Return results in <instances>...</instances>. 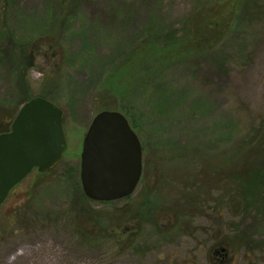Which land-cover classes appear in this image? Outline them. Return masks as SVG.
Returning a JSON list of instances; mask_svg holds the SVG:
<instances>
[{"label": "rangeland", "instance_id": "1", "mask_svg": "<svg viewBox=\"0 0 264 264\" xmlns=\"http://www.w3.org/2000/svg\"><path fill=\"white\" fill-rule=\"evenodd\" d=\"M205 1L0 0V120L5 124L0 133L10 131L12 114L23 102L9 103L16 99L14 76L22 75L31 98L49 95L45 99L63 111L68 143L57 169L41 176L35 171L0 208V264H78L85 254L77 237L85 214L101 213L102 220L113 212L124 217L155 189L161 193L159 214L168 212V217L154 214L158 227L145 226L136 249L124 255L117 254L115 244H101L105 264H264V247L235 253L228 246L235 233L226 225L239 219L201 215L183 230L174 229L176 217L170 214L185 186L200 182L195 175L201 163L190 159L191 149L216 154V169L234 142L228 144L229 139L239 142L264 122V14L257 23L240 21L236 14L218 40L207 34L189 51L183 43L155 36L177 31L182 37L183 23ZM256 1L264 6V0ZM114 96L123 109L108 111L128 115L140 129L142 180L129 201L108 205L89 199L79 205L88 212L73 219L68 169L74 168L81 184L83 140ZM200 207L209 212L208 205ZM254 221L243 219L240 229L264 243V219L252 233L248 226ZM120 223L109 231L122 240L136 227ZM223 249L224 256L216 254Z\"/></svg>", "mask_w": 264, "mask_h": 264}, {"label": "trees", "instance_id": "2", "mask_svg": "<svg viewBox=\"0 0 264 264\" xmlns=\"http://www.w3.org/2000/svg\"><path fill=\"white\" fill-rule=\"evenodd\" d=\"M250 2L252 0H243L242 2H239V0H207L200 3L198 8L194 9L195 15L190 16L183 23L185 33L182 37L177 38V31L156 34L155 36L163 37L169 42L183 43L186 51H189V47L191 46H200V40L207 34L210 35L212 42L216 39L218 40L220 33L225 31L234 22L236 14L239 15L240 21L247 20V23H257L258 16H263L264 14V6H261L256 0L253 1L254 12L250 15L248 12ZM238 5L240 7L239 11L237 9ZM73 7H75L74 3ZM13 61L15 63L17 59L14 58ZM14 78L17 88L15 92L16 99L9 103L12 105L17 100L20 101V99L23 102L18 104L17 112L12 114V119L16 117L21 106L32 99L28 92L29 84L22 78V75H16ZM39 96L49 99V95L46 94ZM115 101L117 102L115 96L110 97L102 105L100 110H115L117 107L123 109ZM1 112L3 113V117L6 116L5 114L8 115L7 111L3 110ZM126 116L130 121L131 118L128 115ZM130 124L135 132H140L138 125L133 120H131ZM3 125H5L4 121L0 120V128ZM244 136L242 139L239 138V142H235V136L228 140V144L232 141L234 142L229 145L228 152L222 154L220 158L222 162L220 165H217L216 169H212V164H214L212 162H215L213 158L217 157L216 154L210 156L202 152V149H191V152L187 153L190 159L194 158L201 163V165L197 166L200 171L195 175L200 182L195 184L192 182L190 185L187 184L185 186L186 190L182 192V195L180 194L178 196L176 203H173L171 206L172 210L170 209L172 211L170 214L175 215L177 221V224L173 226L174 229L190 230L192 220L201 215H210L211 217L218 215L220 217L226 213L234 219H239L240 223L232 221L226 225L229 230L235 233L234 240L231 239L227 243L235 253L241 249H247L249 253L260 251L264 247V243L260 238L254 237L253 235L250 236L247 232L241 231L240 229L243 219L251 218L256 221L248 226V230H251L252 233L257 232L256 223L258 220L264 219V122L251 128ZM209 167L212 170H218L217 174H210ZM224 171L227 173L225 172L223 174ZM75 173L77 172H75L74 168L68 169L70 186L72 187L69 212L73 216V219H76L78 215L82 216L88 212V209L85 210L79 206L80 203L91 202L85 196L80 182L74 179ZM38 175L41 176L43 174L39 173ZM207 188L208 190H206ZM155 190L148 194V201L145 204L137 205V207L132 204L131 208H128L126 215L124 217L122 216L123 218L120 215H116L115 212L108 213V218L104 217L103 220L100 219L103 217H100L102 215L101 213H91V216H85V214L84 219L79 224L82 229L80 228L78 230V235H86L85 238L87 239L93 236L94 240L99 242L106 239L117 241L118 238H115L116 235L109 230L119 226L121 224L120 222H133L136 229L130 234L131 237L129 240L131 244L130 248L136 249V243H138L137 237H139L143 228L148 225L158 227V219L155 220L156 217H154V214L161 215L165 218L168 217V212L167 215L159 214L162 209L158 207L160 206V200H158L157 194L161 195V193H159V190ZM130 199L131 196L116 202L129 201ZM116 202L105 204L111 205ZM154 204L156 205L155 207ZM205 204L209 206L208 213L200 207ZM88 219H90V222L87 224L85 222ZM82 224L88 227L90 226L91 232L87 233V230L83 228Z\"/></svg>", "mask_w": 264, "mask_h": 264}, {"label": "water", "instance_id": "3", "mask_svg": "<svg viewBox=\"0 0 264 264\" xmlns=\"http://www.w3.org/2000/svg\"><path fill=\"white\" fill-rule=\"evenodd\" d=\"M67 149L63 111L43 97L23 104L10 131L0 134V208L35 171L57 169ZM142 173L143 147L129 120L119 111L98 113L82 145L85 196L101 203L126 199L136 192Z\"/></svg>", "mask_w": 264, "mask_h": 264}, {"label": "flooded vegetation", "instance_id": "4", "mask_svg": "<svg viewBox=\"0 0 264 264\" xmlns=\"http://www.w3.org/2000/svg\"><path fill=\"white\" fill-rule=\"evenodd\" d=\"M128 230L129 228L126 229V231ZM77 237H78V240H80V244L85 248V251L83 252L85 254L77 258L78 264H105L106 261L101 260L103 259L101 258V255L103 256V254L98 250L99 249L98 247H100V245L103 244L104 242H107L108 244H112V245L115 244L117 247V254L119 256L124 255L126 252H129L131 250L130 248L131 244L129 240L131 236L129 234L127 236L124 235L123 236L124 238H122V240H119V239H117V241L102 240L100 242L94 240L93 236H90V238L88 237L89 239H87L85 238L86 235L79 234ZM93 253L96 255H93ZM223 253H224L223 250L216 251L217 255L220 254L224 256Z\"/></svg>", "mask_w": 264, "mask_h": 264}]
</instances>
